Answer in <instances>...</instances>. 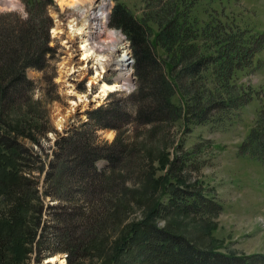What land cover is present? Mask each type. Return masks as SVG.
Returning <instances> with one entry per match:
<instances>
[{"label": "trees", "instance_id": "obj_1", "mask_svg": "<svg viewBox=\"0 0 264 264\" xmlns=\"http://www.w3.org/2000/svg\"><path fill=\"white\" fill-rule=\"evenodd\" d=\"M47 1L36 0L25 18L0 13V125L5 129L0 132V187L11 220L21 218L20 212L33 199L40 203L42 199L38 182L22 176L35 169L26 170L24 165L33 160L43 171L47 163L42 194L60 202L49 206L53 209L50 232H41L37 240L35 226L40 222L36 220L21 232L11 229L3 234L0 230V264H28L33 253L43 261L60 252L67 253L69 264L89 255L98 257V264H264V254L236 255L202 248L185 235L159 226L156 219L171 210L220 211L221 204L181 185L170 189L166 202L157 200L146 216L120 228L113 240L103 239L112 224L108 218L117 220L132 205L124 194L127 188L120 189L123 174H116L124 171L129 157L130 148L122 136L126 127L168 124L181 118L194 123L234 119L241 100L252 93L244 85L233 88L237 87L233 80L243 69L259 68L256 59L264 49V34L220 19L200 25L191 16L194 0L165 1L159 11L146 12L144 18L116 3L109 24L122 29L131 42L138 84L130 93H110V100L89 109L80 126L58 134L51 157L47 154L43 159L21 139L29 137L39 143L38 134L47 136L50 131L48 122L38 120L41 114L31 105L36 83L27 74L29 69L45 72L56 58ZM151 23L159 27L155 34ZM100 129H115L117 135L112 142H104ZM245 142L242 145L250 150L264 151V124L251 129ZM101 160L107 162V169L98 167ZM5 172L14 178L5 179ZM164 178L151 176L157 185ZM140 202L138 197L134 201Z\"/></svg>", "mask_w": 264, "mask_h": 264}, {"label": "rangeland", "instance_id": "obj_2", "mask_svg": "<svg viewBox=\"0 0 264 264\" xmlns=\"http://www.w3.org/2000/svg\"><path fill=\"white\" fill-rule=\"evenodd\" d=\"M165 1L168 0H86L81 7L90 6L91 2L93 10L105 11L111 15L113 6L120 2L137 17L144 18L146 12L159 11ZM170 2L175 3V0ZM193 3L191 16H195L200 25L212 19H220L234 21L241 27H250L257 34H264V0H194ZM35 4L36 0H0V13H16L25 18ZM185 6L188 7L187 2ZM45 9L53 22L50 32L57 34L51 41L52 45L57 46L56 58L51 61L45 72L29 69L27 74L36 83L32 93L35 103L31 105L41 114L37 117L38 120L48 122L50 131L47 136L38 134L39 143L33 142L29 137L21 139L26 146L39 152L43 159L47 154L51 157L58 134H66L70 128L80 126L87 119L89 109L104 103L109 92L97 96L101 92V83L117 85L114 90L122 91H131L138 84L131 42L122 29L111 27L108 22L106 31H95L96 38L90 39L96 40L95 46L100 47L99 50L104 49V52H109L110 55L113 53L106 57V64L102 67L95 58L97 52L86 60L81 59V38L80 35L77 37L70 33L69 10L62 9L57 0H48ZM89 24L90 27L86 30L93 29L92 20ZM151 24L153 34L157 33V23ZM117 34L123 37V41L131 50L132 56L125 62L129 66L126 69L119 61L116 63L117 59L123 60V57H119L121 51L115 50ZM115 51H118L117 54ZM258 55L256 61L259 62V68L256 71L252 68L251 71L243 69L233 80L237 85L233 88L238 89L244 85L247 91L252 93L251 97L245 96L241 100L234 119H210L194 123L181 118L168 124L135 123L126 127L122 136L130 148L129 157L126 158L127 166L123 168L124 171H118L116 174H123L120 189L123 191L127 188L129 193L125 191L124 194L132 200V205L117 220L108 218L112 224L108 226L103 239L113 240L119 234L117 232L120 228L146 216L157 200L166 202L170 189L181 185L221 204L220 211L184 213L171 210L156 219L159 226L185 235L202 248L236 255L264 254V160L261 157L264 151L258 148L250 150L243 146L251 129L259 123L264 124V49ZM107 64L109 65L105 66ZM99 72H102L101 80H98L100 77L93 79ZM49 77H52V82ZM232 83L230 82V86ZM79 95L82 100H79ZM90 99L96 102L93 106L88 105ZM108 100L110 99L106 101ZM174 100L179 102V96L175 95ZM58 109L71 115L64 126L56 122V118L62 115H57ZM3 130L4 127L0 125V132ZM110 133L113 135L110 136ZM98 134L102 141L110 143L115 139L117 130L100 129ZM26 163V170L30 167L35 170L32 174L22 172V176L38 182L41 203L33 199L27 208L20 212L21 218L11 220L8 201L0 187V230H3V234L11 229L21 232L29 226H34L32 221L36 220L40 222L35 226L38 231L37 240L41 232H50L53 221L49 220L53 209L49 206L57 205L60 201L42 194L46 188L45 175L48 164L46 163L44 170L40 171V163L34 164L33 160H27ZM98 167L107 169V162L99 161ZM2 175L7 180L14 178V175L7 172ZM151 176L156 179L165 178L162 184L157 185L153 184ZM152 187L155 190H151ZM137 197L141 199L140 203H134ZM110 247L108 246L109 249ZM58 254L64 257L62 259L66 260L65 264H69L66 252L54 255ZM48 261L49 257L43 261L37 260L36 254L33 253L27 263L45 264ZM75 262L98 264L99 258L89 255L88 258L77 259Z\"/></svg>", "mask_w": 264, "mask_h": 264}, {"label": "bare ground", "instance_id": "obj_3", "mask_svg": "<svg viewBox=\"0 0 264 264\" xmlns=\"http://www.w3.org/2000/svg\"><path fill=\"white\" fill-rule=\"evenodd\" d=\"M85 1L86 0H57L58 4L61 6L62 9L69 10V17H70V22H69L70 26H69V28H70L71 35H76L77 37L80 35L81 43H82V46H81L82 55H80V56H82L81 59L82 60H86L89 57H91V55H93L95 52H97L95 54V58H97V60L99 61L100 65H102V67H103L104 64H106L104 60L110 54H109V52H106V51L104 52V49L99 50L100 47L98 48V46H95V41L96 40L95 41H91L90 39L91 38H96V34L97 33H95V31L96 32H101V31L104 32V31H106V29H108L107 28V24L109 22L110 15H109V13H107L105 11L93 10V7L91 6L92 5L91 2L93 0H91L90 6L81 7ZM86 5H87V3H86ZM90 20H92V28L93 29L86 30L87 28L90 27V24H89ZM94 20H97V21H94ZM55 30L58 31V32L61 31L59 29H55ZM53 37L54 38L57 37V34L55 33V35ZM68 38H70V37H68ZM116 42L118 44L116 43L115 50L121 51L119 53V57L120 56L123 57L122 58L123 60L117 59L116 63L119 61V63L123 64L125 69H126L129 66L125 62L128 61L130 59V57L132 56L130 47H129L128 44H126V42L123 41V37L120 36L119 34H117ZM110 49H112V48H110ZM118 51H115V54H117ZM108 65L109 64H107L105 66H108ZM101 74H102V72H99L96 75V77H94L93 79H95L97 77H100ZM101 78L102 77L98 78V80L100 81ZM116 86L117 85L111 86V85H109L107 83H104V84L101 83V85L99 86L101 88V92L97 96H102L104 94L106 95L108 92H111L112 90H114ZM123 90H126V88H124ZM103 92H105V93L102 94ZM78 97H79V100H82V96L81 95H79ZM58 114H62V115H61V117H57L56 118V122H57L58 125L64 126L65 123L69 121L71 115H70V113L65 114V112L60 110V109H58V111H57V115ZM71 114H73V113H71ZM112 135H113V133H110V136H112ZM62 258H64V257H61L58 254V255L52 256V258H50L49 260L51 262H53V263H56V264H65L66 260L62 259Z\"/></svg>", "mask_w": 264, "mask_h": 264}, {"label": "built area", "instance_id": "obj_4", "mask_svg": "<svg viewBox=\"0 0 264 264\" xmlns=\"http://www.w3.org/2000/svg\"><path fill=\"white\" fill-rule=\"evenodd\" d=\"M75 47V46H74ZM136 79H137V76H136ZM90 89H91V86H90ZM91 91V90H90Z\"/></svg>", "mask_w": 264, "mask_h": 264}, {"label": "water", "instance_id": "obj_5", "mask_svg": "<svg viewBox=\"0 0 264 264\" xmlns=\"http://www.w3.org/2000/svg\"><path fill=\"white\" fill-rule=\"evenodd\" d=\"M93 103V102H92ZM92 103L90 105H92Z\"/></svg>", "mask_w": 264, "mask_h": 264}]
</instances>
